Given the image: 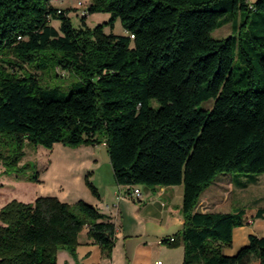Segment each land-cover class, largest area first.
I'll use <instances>...</instances> for the list:
<instances>
[{
	"label": "trees",
	"instance_id": "trees-1",
	"mask_svg": "<svg viewBox=\"0 0 264 264\" xmlns=\"http://www.w3.org/2000/svg\"><path fill=\"white\" fill-rule=\"evenodd\" d=\"M78 11L79 25L53 0H0L5 172L39 182L20 164L29 145L105 144L118 184L184 185L183 229L164 240L184 245L183 264H264V235L224 252L245 209L197 208L219 174L264 173V0H91ZM97 12L109 18L90 26ZM229 23L231 34L214 37ZM58 69L71 81L44 85ZM86 184L100 197L89 174ZM85 227L110 256L116 225L93 203L13 198L0 210V264H56Z\"/></svg>",
	"mask_w": 264,
	"mask_h": 264
},
{
	"label": "crops",
	"instance_id": "crops-1",
	"mask_svg": "<svg viewBox=\"0 0 264 264\" xmlns=\"http://www.w3.org/2000/svg\"><path fill=\"white\" fill-rule=\"evenodd\" d=\"M63 6L69 7V3ZM101 147L106 148L105 144L70 147L56 143L51 150L50 164L40 172L39 182H19L32 187V201L41 195H56L66 202L84 199L111 216L116 225V242L110 256L89 237V228L85 227L75 253L60 249L56 264H183L184 245L171 246L160 239L175 236L183 229L184 185H139L140 196L118 199V192H127L131 187L116 182L110 157L109 167H102L98 158ZM88 171L100 197L95 196L86 184ZM234 181V178L229 180L230 187ZM208 189L202 194L197 208L203 212L218 211L212 208L210 201L203 204ZM251 234L264 235V216L235 227L233 244L225 247L224 252L236 254L249 244Z\"/></svg>",
	"mask_w": 264,
	"mask_h": 264
},
{
	"label": "rangeland",
	"instance_id": "rangeland-1",
	"mask_svg": "<svg viewBox=\"0 0 264 264\" xmlns=\"http://www.w3.org/2000/svg\"><path fill=\"white\" fill-rule=\"evenodd\" d=\"M69 3L71 8L70 17L74 24L79 25L80 16H77V11L80 12L82 8L87 7L91 0H86L84 7L81 9L76 8L77 0H63L58 5ZM109 18V13L97 12L93 13L88 18L90 26H95ZM54 24L58 25V21L54 20ZM124 28L121 21L118 19L114 28V32L121 34ZM232 25L226 24L223 27L214 30V37H225L232 33ZM106 31H110L107 27ZM43 82L45 84H62L67 85L72 77L68 72L58 69V76L53 71L43 75ZM213 100L205 103L206 107L213 106ZM51 150L42 145L27 146L25 148L26 154L20 164L29 163L28 174L41 172L50 164ZM98 158L102 163V167H109V154L106 148L101 147L98 152ZM6 167L0 161V210L2 206L13 198H18L23 201H32L33 190L32 187L25 186L26 180H19L16 173H7ZM91 176V172H87ZM86 174V175H87ZM234 178L233 186H229V180ZM96 185V184H95ZM204 203L210 201L213 209L223 212L236 211L243 208L249 215V220L254 219L253 215L259 208H264V173L258 174L254 172L241 173V172H224L219 174L216 181L208 189ZM212 201V202H211ZM250 223V222H249ZM182 244V243H181Z\"/></svg>",
	"mask_w": 264,
	"mask_h": 264
},
{
	"label": "built area",
	"instance_id": "built-area-1",
	"mask_svg": "<svg viewBox=\"0 0 264 264\" xmlns=\"http://www.w3.org/2000/svg\"><path fill=\"white\" fill-rule=\"evenodd\" d=\"M63 0H53V2L55 4H59L61 3ZM86 3V0H77L76 2V8L78 9H81L82 7H84ZM86 11V7L82 8L80 12L84 13ZM134 36V35H132ZM21 37V36H20ZM141 195V190L139 188V186L135 187V188H132L130 190H128L127 192H118L117 193V198L120 199L122 197H126V196H134V197H138ZM166 239H169L170 241H173L175 238L174 236H170V237H167V238H163V239H160V242H164V240ZM162 261H159V263H161ZM108 264H112V262H109Z\"/></svg>",
	"mask_w": 264,
	"mask_h": 264
}]
</instances>
